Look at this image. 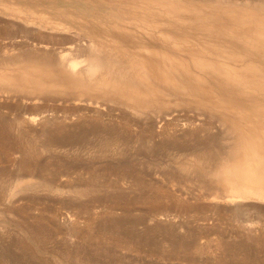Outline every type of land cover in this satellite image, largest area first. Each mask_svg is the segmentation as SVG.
<instances>
[{"label":"rangeland","instance_id":"rangeland-1","mask_svg":"<svg viewBox=\"0 0 264 264\" xmlns=\"http://www.w3.org/2000/svg\"><path fill=\"white\" fill-rule=\"evenodd\" d=\"M0 264H264V0H0Z\"/></svg>","mask_w":264,"mask_h":264},{"label":"bare ground","instance_id":"bare-ground-1","mask_svg":"<svg viewBox=\"0 0 264 264\" xmlns=\"http://www.w3.org/2000/svg\"><path fill=\"white\" fill-rule=\"evenodd\" d=\"M90 63H91V62H90ZM70 64H71L72 67H75V66H76V63H75V62H74V63H70ZM98 64H99V63H98ZM94 65H95V64H94ZM94 65H93V66H94ZM72 67H71V68H72ZM95 67H96V66H95ZM88 70H89V69H88ZM89 71H90V70H89ZM93 71H94V70H93ZM31 120H34V118H33V119L31 118ZM29 235H30V234H29Z\"/></svg>","mask_w":264,"mask_h":264}]
</instances>
